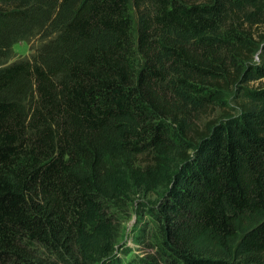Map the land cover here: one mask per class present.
<instances>
[{"label": "trees", "instance_id": "obj_1", "mask_svg": "<svg viewBox=\"0 0 264 264\" xmlns=\"http://www.w3.org/2000/svg\"><path fill=\"white\" fill-rule=\"evenodd\" d=\"M140 4L0 0V264H120L112 215L130 208L160 239L128 264L264 252V0ZM35 38L53 63L9 62Z\"/></svg>", "mask_w": 264, "mask_h": 264}, {"label": "rangeland", "instance_id": "obj_2", "mask_svg": "<svg viewBox=\"0 0 264 264\" xmlns=\"http://www.w3.org/2000/svg\"><path fill=\"white\" fill-rule=\"evenodd\" d=\"M132 3V0H130ZM134 1V0H133ZM143 9L146 10L149 4V0H140ZM132 10L133 6L131 7ZM133 11V12H134ZM45 40L44 42H46ZM41 42L38 38L32 39L28 42H19L11 46V57L9 62L12 63L14 61H33V60H47L48 63H53V60L56 59V54H51V49L53 48V45L51 42L47 41L44 43ZM43 43V44H42ZM37 49V50H36ZM255 60L257 61V56H254ZM257 81H253L250 84L255 86ZM170 85L167 87L171 91L174 89V85L172 82L169 83ZM176 95L173 94V97L177 98L178 101L181 102V104L185 107V110L190 111V115L187 117L186 124L189 128H192L193 126L199 128H202V121L196 120V116L198 112H194L191 114L192 110H198L202 109L201 107H198L194 100L191 98V96L188 93H185L184 90H180L178 92H175ZM25 107H28L29 109L32 107L31 101H25L24 102ZM205 107V106H204ZM213 108L206 106L205 114L208 115V119H212L213 117L208 114L211 111H208ZM201 114V113H198ZM250 215H244L242 216L239 227L242 229H245L247 226H249L251 223L259 219L260 217L254 218V216ZM113 220V234L115 238V244H116V251L114 252L118 259L120 264H128V262L131 259H136L138 257L148 256L154 252V249L158 246L160 234H159V223L157 219L148 214L145 211H139L134 208H130V211L125 214H119V213H113L112 215ZM242 233H240L241 235ZM237 243V240L234 242V251L233 256L240 261L243 257H240L239 251L237 249V246L235 244ZM126 251V254L121 255L120 253ZM214 254L216 250L212 246H210V251ZM128 253V255H127ZM95 264H105V263H95ZM107 264V263H106ZM255 264H264V252L256 255L255 257Z\"/></svg>", "mask_w": 264, "mask_h": 264}]
</instances>
